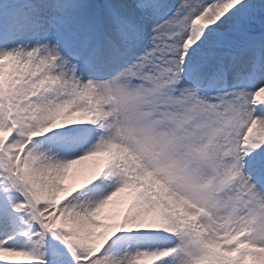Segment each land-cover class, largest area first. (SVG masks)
<instances>
[{"label": "snow or ice", "instance_id": "snow-or-ice-1", "mask_svg": "<svg viewBox=\"0 0 264 264\" xmlns=\"http://www.w3.org/2000/svg\"><path fill=\"white\" fill-rule=\"evenodd\" d=\"M0 264H264V0H0Z\"/></svg>", "mask_w": 264, "mask_h": 264}]
</instances>
